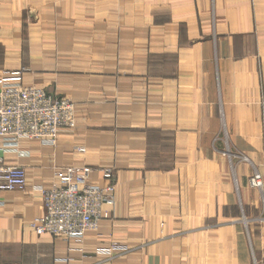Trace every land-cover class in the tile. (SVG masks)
<instances>
[{"label": "crops", "instance_id": "1", "mask_svg": "<svg viewBox=\"0 0 264 264\" xmlns=\"http://www.w3.org/2000/svg\"><path fill=\"white\" fill-rule=\"evenodd\" d=\"M188 1L183 23L155 24L150 35L115 31L100 46L94 32L72 49L60 36L72 31L81 40L85 31L40 19L26 28L18 21L15 30L0 26V77L23 71V85L76 102V127L57 145L24 140L19 151L0 152L5 165L27 171L24 190L0 191V264H241V230L248 255L264 257V224L256 218L264 190L250 189L247 167L218 178L219 157L208 156L212 127L222 119L232 131L240 127L242 107L252 109L264 153V86L256 60L235 56L238 35L256 29L258 1ZM2 19L12 17L0 11ZM251 158L252 170L264 163V154ZM70 165H91L94 183L114 167L116 202L80 240L39 235L31 223L45 211L42 190ZM212 178L217 205L209 199ZM226 194L246 221L208 224ZM115 241L126 249L108 252Z\"/></svg>", "mask_w": 264, "mask_h": 264}, {"label": "rangeland", "instance_id": "2", "mask_svg": "<svg viewBox=\"0 0 264 264\" xmlns=\"http://www.w3.org/2000/svg\"><path fill=\"white\" fill-rule=\"evenodd\" d=\"M6 1H8L7 5H5V2H0V11L7 12L12 19L0 20L1 27L15 30L17 26L20 25L18 21H21L22 27L26 28L28 24L25 23L40 19L47 25L51 24L56 26V24H60L63 26V29L73 30L76 34H81L83 33L82 31H85L90 38L85 36L82 37L81 40L72 39V31L64 34V36H60L62 38L61 43H71L69 45H72V49L78 47L80 44H88V39L92 41L94 32L97 34V42H101L97 44L98 46L104 44V37L106 34L110 36L115 31L120 33L122 30L131 33L139 29L145 31V35H150L155 24L157 26L164 25L166 22H170V20L173 22H182V19L190 15L191 10L189 9L191 4H189L188 0H18L16 4L13 3V0ZM257 1V8L254 15L256 29L253 33L247 34L250 37L247 35H238L236 39L237 49L235 56L240 59L252 56L253 59L256 60L255 68L258 82L263 87L264 0ZM16 17L17 19H15ZM19 17H21V20H18ZM151 41L152 39L149 36V45H152ZM243 44H247V49L244 48ZM148 58L151 60V53ZM237 111H239L238 121L240 122V127L236 128V126H234L235 130L233 129L232 131L233 126L224 119H222L220 125L217 123L216 127L219 128L216 131L215 128L212 127L209 136L213 144L210 142L208 156L211 158L214 153H217L219 157V165L215 167V173L218 174V178L223 175L227 179L230 177L232 170L237 173V170L240 171L241 167H247L248 170H244L243 176L245 174L247 177L250 189L252 191L261 192L264 190V163L256 166L255 170H252L250 164L252 160L251 157H253L254 154H264L258 144L256 125L253 121V115L251 114L252 109L247 107L243 109L242 107ZM255 158L258 160V156H255ZM212 166L215 165L210 166V171L212 170ZM108 168L113 169L112 177L107 180L103 176L105 182L99 184H110L114 187L115 203L118 191L115 181V168ZM219 172H221V174H219ZM256 173L260 176V187H256L252 184V177ZM223 185L225 191H227L229 184L226 180ZM216 189V180L212 178L210 179L209 199L210 203L214 201L217 205L220 198L215 196ZM231 200L234 201V197H232ZM260 208L261 213L262 211L263 213H259L256 217L258 225L264 224V199L260 200ZM106 212H104L105 217L107 214ZM236 218L246 221L244 211L242 215V208L230 202L226 194L225 205L223 208L219 206L214 212V215L209 218L208 224H218V222L229 221ZM225 235H234V233L232 231H226ZM241 236L242 241L245 240L243 230H241ZM242 241L241 264H258L264 257L256 255V257L249 256ZM110 248L119 251L121 249H126V246L115 241L111 244ZM262 262H264V260Z\"/></svg>", "mask_w": 264, "mask_h": 264}, {"label": "built area", "instance_id": "3", "mask_svg": "<svg viewBox=\"0 0 264 264\" xmlns=\"http://www.w3.org/2000/svg\"><path fill=\"white\" fill-rule=\"evenodd\" d=\"M23 71L0 77V152L19 151L24 140H40L57 145L64 131L76 127L75 102L68 97H56L36 86L22 83ZM76 150L84 152L82 146ZM90 165H70L55 172L53 186L42 190L44 213L31 226L37 234H50L80 240L90 230H97L104 218V206L115 201L114 187L90 180ZM112 168L104 170L109 180ZM252 184L261 186L260 176ZM27 171L23 166L3 163L0 155V191L24 190ZM115 250L108 249V252Z\"/></svg>", "mask_w": 264, "mask_h": 264}]
</instances>
